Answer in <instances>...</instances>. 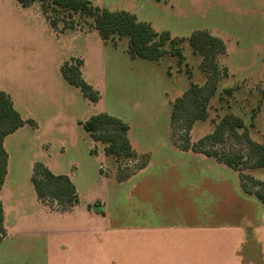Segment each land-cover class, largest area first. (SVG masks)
Masks as SVG:
<instances>
[{
	"label": "rangeland",
	"instance_id": "rangeland-1",
	"mask_svg": "<svg viewBox=\"0 0 264 264\" xmlns=\"http://www.w3.org/2000/svg\"><path fill=\"white\" fill-rule=\"evenodd\" d=\"M91 1L110 10L134 13L156 31H167L171 37H188L196 29L209 31L225 43V53L218 56L217 61L227 68V75L218 81L205 120L195 121L187 132L179 123L171 128L169 118L173 100L190 83L202 84L206 78L199 67L201 56L192 52L187 40L180 43L184 55L180 67L176 57L169 55L158 60L131 59L126 52L127 37L114 36L102 41L92 17L76 15L75 21L80 20V24L58 33L48 24L38 1L23 8L16 0H0V90L12 94L16 102L21 101L24 107L20 113L34 116L38 124V128L20 127L4 139L8 166L0 190L5 227V237L0 242V264L162 263H153L152 257H138L135 240L122 239L116 233H102L101 218H87L84 207L74 215L54 214L45 218L40 210L73 214L76 204L62 211L49 200L41 202L38 199L44 204V208L39 209L33 203L36 198L30 177L35 161L43 162L56 174H67L80 201L90 202L96 210L102 211L104 207L95 200L102 194L100 180L133 174L147 159L141 152L119 159L108 155L104 159L101 155L105 144L93 142L81 125L72 126L68 121L54 125L50 114L58 110V106L68 114L86 119L104 108L108 114L129 124L128 137L136 151L150 150L156 159L170 158L178 153L177 150L169 151L170 140L175 147L182 145L184 135L190 143L197 142L212 132L226 113L240 116L248 137L264 143V0ZM49 15L54 17L55 13L49 11ZM62 27L60 21L58 28ZM51 29L64 36L58 38ZM71 56L82 60V75L95 88L97 86L101 95L99 103H90L76 87L63 80L59 67ZM227 88L232 89L231 93L225 90ZM252 109L256 110L253 118ZM244 130L238 128L237 132ZM215 148L245 152L247 144L228 136L215 144ZM181 170L182 177L194 186L207 174L205 167L200 171L189 166ZM159 171L154 170L153 176L158 179L151 183L172 186L171 174L165 169V172ZM240 172L249 177L246 183L250 187L254 186L251 179L264 180V168H244ZM208 173L211 179L204 187H231L229 189L234 188L235 192L210 191L208 214L204 211L207 198L204 196L200 204L203 219L207 215L217 222L225 221L224 224H236L238 220L234 226L242 224L244 229L239 232L228 231V228L209 231L224 233L227 240L230 233H240L242 238L238 248L240 255L231 259L225 254L219 256V262L264 264L263 204L255 196L238 190V172L230 167L217 165ZM216 178H222L220 183ZM113 187L109 186L110 198L106 203L110 224L113 217L123 212L121 202H117L121 201L122 193ZM237 194L243 197L240 202L236 201ZM215 198L217 201H213ZM211 210L217 211L216 215ZM223 241V238L217 239L218 245H224L228 252V243Z\"/></svg>",
	"mask_w": 264,
	"mask_h": 264
},
{
	"label": "trees",
	"instance_id": "trees-1",
	"mask_svg": "<svg viewBox=\"0 0 264 264\" xmlns=\"http://www.w3.org/2000/svg\"><path fill=\"white\" fill-rule=\"evenodd\" d=\"M16 1L21 7H29L38 1L48 24L58 33H63L65 29L80 24V20L75 21L76 15L92 17L93 25L102 41L105 42L114 36L127 37L126 52L131 59L158 60L162 56L169 55L176 57L177 65L180 67L184 60L180 43L187 40L192 52L201 56L199 67L206 78L202 84L190 83L181 95L173 100L170 124L171 128H174V125L179 123L187 132L195 121L206 119L208 105L217 91L218 81L222 76L227 75V68L220 66L217 61L218 56L226 50L225 43L220 37L212 35L205 29L193 30L188 37H171L167 31H156L149 22L138 19L134 13L123 9L110 10L100 7L93 4L91 0ZM49 11L55 13V16H50ZM60 21L63 22V27L59 29ZM81 65L80 58H67L60 66V73L63 79L69 85L76 87L84 98L90 102H97L100 99V92L84 79ZM225 90L228 93L232 91L231 88ZM255 114L256 110L252 109L251 117L253 118ZM78 123L94 142L105 144L103 147L105 156L114 155L119 159L136 155L128 138L129 124L121 118L107 112H99ZM24 125L35 126V122L30 118L24 119L14 107L11 96L0 90V190L7 174L8 164V153L3 145L4 139ZM238 128L245 130L243 133H238ZM228 136L244 140L247 151L226 152L216 149L215 144L223 142ZM182 141V145L178 146L181 150L203 153L237 171L242 191L255 196L264 206V180L251 179L254 186L250 187L246 183L249 177L240 172L244 168H264V143H257L248 137L245 123L240 116L226 113L218 120L212 132L197 142L190 143L186 135ZM207 144L208 147H206ZM144 162L138 168L142 167ZM127 176L129 174H122L116 178L121 180ZM30 179L35 195L41 202L49 200L62 211L78 203V194L71 178L67 174L52 172L43 162L33 163ZM87 208L96 210L91 204H88ZM98 212L103 213V211ZM4 237V211L0 199V242Z\"/></svg>",
	"mask_w": 264,
	"mask_h": 264
},
{
	"label": "crops",
	"instance_id": "crops-1",
	"mask_svg": "<svg viewBox=\"0 0 264 264\" xmlns=\"http://www.w3.org/2000/svg\"><path fill=\"white\" fill-rule=\"evenodd\" d=\"M51 32H53L58 38L64 36V34H56L52 29ZM9 95L11 96L14 107L20 113L24 105L21 104V101L16 102L12 94ZM100 99L97 102H89L96 104L100 102ZM58 108V110L56 108L55 111L50 114V117L54 118V125L68 121L72 126H75L80 125L78 121L86 120V118H78L77 116H73V114H68V112L63 111L60 106H58ZM56 110L57 113L54 114ZM101 112H105L104 108H102ZM96 113L99 112H95L94 114ZM28 114H30V112H28ZM21 116L24 119H32L35 122V126L31 127L38 128V124L34 116H23L22 114ZM55 122H57V124H55ZM132 149L135 152L146 154L147 159L142 167L138 168L135 172H133V174H130L124 179L118 180L115 177H101L102 179L100 181L103 187L100 188L102 194H99L95 200L99 203L98 205L100 207H104L102 210L103 213L94 209H88L86 205L91 203H83L80 201L79 196L76 208L72 211L74 212L73 214L60 211H57L56 213H48L45 210H40V213L43 214L45 218H50L54 214L67 216L76 214L84 207V213L87 218H95L96 216L101 218L103 223V229L101 227L102 233H116L120 234L122 239L129 238L128 241L135 240V248L138 249L136 254L138 257H152L151 261L153 263H157L158 261L162 262L157 264H169V262L176 264H224L223 262H219V256L224 257L225 254H228L230 255L229 257L233 259V257L240 255L239 249L242 240L240 233H230L229 236L226 235L228 236L227 240L225 239L226 237L224 233L212 234L209 231H224L226 228H228V231L233 230V232H239L238 230L244 231L242 224L241 226H234L239 223L238 220L236 221V224H234V222L224 224L226 223L225 221L222 220L217 222L213 218L210 219L207 215L204 216L203 219V208L200 206L202 198L204 196L207 197L205 199L206 210L204 211L208 214V193L210 191H214L216 193L218 189H225L228 194L229 192H232V194L235 192L234 188L232 191L230 190L231 187H204L211 179L208 172L215 170L217 165L222 166L224 164L214 160L211 161L207 156L201 153L192 152L190 150L183 151L172 145L171 140L169 151L177 150L178 153L171 155L170 158L163 156L156 159L150 150L138 149L136 151L133 147ZM101 156H104V159H106L103 149ZM186 156L190 157L186 158ZM195 157L197 158L196 160H194ZM187 166L197 171H200L202 167H205L207 174L203 177V179L195 182L197 186H194V184L191 185V183H188L182 177L181 169L186 168ZM158 169L160 170V173L167 171V173L169 172V174H171L169 177L173 180L174 184L172 186L165 185L164 183H151L155 182V179H158L153 176L154 170L158 171ZM164 178H162L163 181H165ZM221 179L222 178H216L215 180H218L219 182ZM179 181L183 183H179ZM111 185L114 186L113 188L115 191L122 193L121 201L119 199L117 202H121V205L123 206V212L121 215L113 217V221L111 219V224L114 223V226H110L111 224L109 223L110 220L106 209V203L108 198H110L109 186ZM237 188L240 192L242 191L240 182L239 187ZM242 193L245 194L243 191ZM245 195L249 196L248 194ZM35 198L36 202L33 201L35 206L38 207V209L40 207L44 208V204L37 199L36 195ZM235 198L237 202H240L243 197H240V195L237 194ZM213 201H217V199L215 198ZM210 212H213V215H216L215 213L217 211L214 212V210H211ZM40 213H38V215ZM121 217L122 221H120ZM218 238H223V242L228 243V252H226L224 245H218ZM209 240H212V243H210ZM205 259L210 260L207 263L205 262Z\"/></svg>",
	"mask_w": 264,
	"mask_h": 264
}]
</instances>
